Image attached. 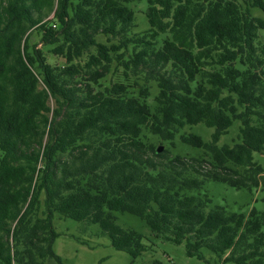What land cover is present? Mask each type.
I'll return each instance as SVG.
<instances>
[{
  "label": "trees",
  "instance_id": "obj_1",
  "mask_svg": "<svg viewBox=\"0 0 264 264\" xmlns=\"http://www.w3.org/2000/svg\"><path fill=\"white\" fill-rule=\"evenodd\" d=\"M137 1L0 0V264H62L56 213L99 223L117 250L142 254L143 235L115 211L189 257L205 259V248L215 264H264V211L208 209V196L187 192L205 178L264 190L254 159L264 151V0H148L150 27L131 34ZM236 119L240 142L219 146ZM200 122L211 141L180 139L203 156L157 152L153 137L173 146Z\"/></svg>",
  "mask_w": 264,
  "mask_h": 264
},
{
  "label": "rangeland",
  "instance_id": "obj_2",
  "mask_svg": "<svg viewBox=\"0 0 264 264\" xmlns=\"http://www.w3.org/2000/svg\"><path fill=\"white\" fill-rule=\"evenodd\" d=\"M246 7V0H237ZM251 2V0H250ZM135 11V22L131 29V34H141L150 25L146 15L148 0H139L128 4ZM252 15L263 16V11L258 7L251 8ZM264 40V30L261 31ZM40 36L34 34V42H39ZM98 40L107 44H118V37H111L104 34L98 35ZM41 46V44H39ZM48 61L53 65H64L65 59L61 56L53 55L44 47ZM87 57H83L82 60ZM81 60V61H82ZM121 68L110 73L107 80L115 82L120 80ZM131 77V82H134ZM141 82V81H140ZM152 85H154L152 83ZM156 93V89H152ZM54 105L53 101L51 102ZM240 120L236 119L233 124L221 135L218 145H233L240 142ZM213 127H208L200 122L193 125H186L177 134L174 145L162 141L158 137H153L156 146H162L163 151L167 148V155L171 158L177 154L187 158L193 156H203L206 151L203 148L194 147L183 142L180 135L183 133H194L200 135L204 141L212 140ZM254 159L264 167V151L255 152ZM188 194L196 196H208L210 203L208 209L212 207H224L228 212L243 213L248 215L252 208L264 211V190L260 187L250 190L249 188H235L225 182L205 178L201 188H193L187 191ZM44 195H42V198ZM117 223L123 228H131L139 231L144 237L147 249L140 255L134 257L126 251L117 250L111 242L109 235L103 230L99 223L87 220H75L64 217L56 213L54 218V229L58 233L54 244V252L62 259V264H208L206 260L217 263L215 254L203 249L205 259L189 257L184 244H176L172 241L163 240L157 237L145 220L140 216L129 212H114ZM45 264H58L54 259H47Z\"/></svg>",
  "mask_w": 264,
  "mask_h": 264
},
{
  "label": "water",
  "instance_id": "obj_3",
  "mask_svg": "<svg viewBox=\"0 0 264 264\" xmlns=\"http://www.w3.org/2000/svg\"><path fill=\"white\" fill-rule=\"evenodd\" d=\"M162 150H163V147L160 146V147L157 149V152L160 153V152H162Z\"/></svg>",
  "mask_w": 264,
  "mask_h": 264
}]
</instances>
